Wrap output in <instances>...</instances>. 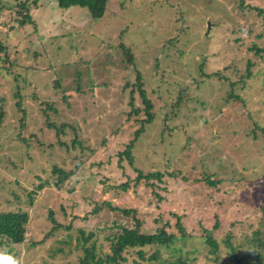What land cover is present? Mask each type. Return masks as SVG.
Here are the masks:
<instances>
[{
	"label": "rangeland",
	"instance_id": "1",
	"mask_svg": "<svg viewBox=\"0 0 264 264\" xmlns=\"http://www.w3.org/2000/svg\"><path fill=\"white\" fill-rule=\"evenodd\" d=\"M27 14L31 20L22 24ZM0 44V212L30 213L24 243L5 242L0 255L16 264L79 263L84 230L95 232L86 245L95 243L104 256L107 233L132 226L136 213L143 232L161 224L177 232L174 214L182 216L188 237L161 247L166 261L238 264L233 253L248 255L240 264L255 259L249 241L257 229L264 233V52L253 46L264 48V0H108L99 19L56 0H0ZM137 69L155 119L134 144L133 164L145 174H176L161 182H136L134 166L118 158L145 117L142 109L131 113L144 106L138 91L130 104ZM43 100L57 108L52 120L77 123L78 135L71 127L61 136L48 128ZM76 136L82 147L73 146ZM79 159L77 172L57 184L53 166L70 171ZM203 174L221 182L198 181ZM124 182L127 189L119 187ZM103 201L121 210L95 211ZM208 235L219 242L217 254ZM124 255L121 264L147 263L134 250Z\"/></svg>",
	"mask_w": 264,
	"mask_h": 264
},
{
	"label": "trees",
	"instance_id": "2",
	"mask_svg": "<svg viewBox=\"0 0 264 264\" xmlns=\"http://www.w3.org/2000/svg\"><path fill=\"white\" fill-rule=\"evenodd\" d=\"M58 4L62 8H70L72 6H81V7H87L92 18L99 19L102 18L106 11H107V5L108 0H57ZM242 3V2H241ZM22 5H26V3H22ZM260 13L262 14L263 11L258 8ZM28 20H31V17L27 14V17L21 21L22 24L26 23ZM125 48V54L129 56V58H132L133 52L128 47L124 46ZM0 48L4 49V47L0 44ZM253 48L257 49L256 53L258 55L262 56V52H264V48L258 47L256 44H254ZM132 61V60H131ZM251 65H253V62L250 60L248 62L247 72H251ZM217 77H223L219 73L216 75ZM248 76L250 74L248 73ZM17 78V77H16ZM18 82V91L16 92V98H18L17 106L18 110L23 113V119L26 117L27 110L24 108L22 103V89H20L22 86L20 81L17 79ZM77 87L76 90L80 91L81 86L79 79L76 81ZM55 83L57 84V87L61 86L60 80H56ZM129 82L126 84L128 87ZM131 87V101L130 104L134 105L135 100V92L138 91L139 97L142 99L144 106L143 107H135L131 113H139L142 109L145 113V117L139 121L140 127L135 131L134 138L128 143L126 149L123 151H120L118 153L119 161L121 162L123 159H127L132 166H134V154H133V148L134 144L138 140V138L141 136V134L145 131L146 125L154 121L155 119V112H154V104L152 100L148 96L147 88H145V80L143 78V73L137 69V80L132 83ZM186 90L184 88L180 89L179 97L184 94ZM66 98V97H64ZM182 99H179L177 103H174V107H177L181 105ZM42 104L45 106L43 108V114L46 118L47 126L50 129H54L56 131V134L58 136L65 135L67 127H71L76 134L77 129H80V126L76 123H69V122H61L57 123L56 121L52 120L50 111L57 112V108L53 106L52 101L43 100ZM6 114V109L4 106L0 107V125L3 123L4 117ZM24 122H22V127H24ZM78 127V128H77ZM264 133V132H263ZM257 136V134H255ZM25 143L27 142L26 138H22ZM62 146L69 147L67 143L64 141L60 142ZM73 146L80 145L82 147V142L79 141L77 136L72 141ZM29 144L27 143V146ZM83 160L79 159L76 163L77 166L75 169H71L70 171H65L61 167L53 166L52 172L57 177V184L63 183L71 178L73 176L78 168L83 165ZM134 169L137 171V175L135 177L136 182H139L142 179L145 180H151L156 179L159 182L164 178V176L174 177L176 174L169 172V171H154L149 172L147 174L143 173V171L136 166H134ZM211 175L206 176V174H203L201 178H198V181H202L205 183L210 184L211 186H217L220 180H213L211 179ZM128 182H124L119 185L120 188L127 189L128 188ZM49 185V181L45 180L39 183L37 189L33 190L29 196L32 199L34 197V194L38 192V190L43 189L45 186ZM18 197V196H17ZM159 197H162L159 195ZM104 206L109 207L110 209H117L121 210V208L117 206H113L112 202L110 201H103L101 205H95V211H98L102 209ZM122 210L129 214L131 211L130 209L122 208ZM262 212L264 215V205L262 206ZM174 216L177 219L176 225L178 228L179 234L176 231H171L167 228L166 225H158L156 229L152 232H143L142 231V222L140 217L136 216V213H134V224L132 226H126V225H119V229L117 231H110L105 236L110 244V253L103 255H99L95 243H91L90 245H86L88 241H90L94 236L95 232L91 231L88 235L84 230H81V236L84 237V244H83V250L84 254L80 258L79 263L75 264H103L104 262H109L113 264H121V261H125L127 259L126 255L124 253L129 252L130 250H134L140 259L147 260V263L145 264H189L187 259L182 258V256L177 257L174 261H166L168 258L163 257L161 247L169 248L172 246V244L175 243L178 239H183L186 241L188 237L187 233V227L183 223L182 216L179 214H174ZM50 217L53 221L54 214L53 211L50 213ZM30 220V213L29 211L25 209H14V210H6L0 212V246H2L5 242L9 244H23L27 235H28V223ZM159 222L160 220H156ZM264 224V222L262 223ZM254 237L249 241L251 245H256L257 249L255 251V259L251 260L248 264H264V233L261 229H257L254 233ZM207 243L211 246L210 252L213 254H217L219 251V242L216 238L208 235L207 236ZM228 243L230 241L228 240ZM149 248H154V251L147 256V250ZM235 248H233L234 250ZM11 251V250H10ZM8 251V252H10ZM127 251V252H126ZM234 257L237 260V263L240 264L242 259L248 258V255H244L243 257H237L235 253H233ZM163 258V259H162ZM218 259V256L217 258ZM133 264H144L142 261H139L138 259H135L133 261Z\"/></svg>",
	"mask_w": 264,
	"mask_h": 264
},
{
	"label": "clouds",
	"instance_id": "3",
	"mask_svg": "<svg viewBox=\"0 0 264 264\" xmlns=\"http://www.w3.org/2000/svg\"><path fill=\"white\" fill-rule=\"evenodd\" d=\"M0 264H16V261L8 256L0 255Z\"/></svg>",
	"mask_w": 264,
	"mask_h": 264
},
{
	"label": "flooded vegetation",
	"instance_id": "4",
	"mask_svg": "<svg viewBox=\"0 0 264 264\" xmlns=\"http://www.w3.org/2000/svg\"><path fill=\"white\" fill-rule=\"evenodd\" d=\"M57 1V0H56ZM58 2V1H57ZM59 5V4H58ZM66 9H68V8H66Z\"/></svg>",
	"mask_w": 264,
	"mask_h": 264
}]
</instances>
